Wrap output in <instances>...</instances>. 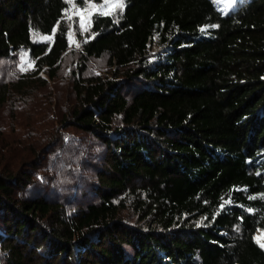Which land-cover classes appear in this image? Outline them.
<instances>
[{
	"label": "trees",
	"instance_id": "1",
	"mask_svg": "<svg viewBox=\"0 0 264 264\" xmlns=\"http://www.w3.org/2000/svg\"><path fill=\"white\" fill-rule=\"evenodd\" d=\"M65 8L0 0V57L26 49L34 61L16 87L56 75ZM90 33L66 117L104 146L96 200L17 196L32 173L0 170V264H264V0L226 15L211 0H126L94 14ZM155 37L167 49L149 60ZM104 55L114 78L85 75Z\"/></svg>",
	"mask_w": 264,
	"mask_h": 264
},
{
	"label": "rangeland",
	"instance_id": "2",
	"mask_svg": "<svg viewBox=\"0 0 264 264\" xmlns=\"http://www.w3.org/2000/svg\"><path fill=\"white\" fill-rule=\"evenodd\" d=\"M239 2L241 0H235L229 8ZM96 3L99 4L100 0H96ZM214 6L221 13L225 12L224 8ZM79 7L87 6L81 5L80 0H76L75 7L66 3L65 9L68 11L64 9L63 20L67 27L69 47L61 58L55 76L41 73L45 78L44 84L38 82L37 86L32 84L24 88L13 85L19 75L31 70L33 60L28 50L20 49L11 57H0V84H9L5 100L0 104V170L18 176L25 170L32 173V177L23 179V187H16L17 196L43 194L47 198L69 201L72 209L77 204L96 200L89 186L96 181L95 170L99 168L104 156L101 141L92 133L71 124L70 118L66 117L76 100L72 76L81 62V42L92 36L91 22L88 23L89 12L92 16L97 12L95 7H90L89 12H78ZM113 7L105 5L104 10L113 16L123 10L116 8L113 11ZM82 17L88 31L81 28ZM46 37L52 38V34H40L35 30L32 32L34 40H51ZM166 49L155 37L150 45L149 60H154L152 55L164 53ZM85 65V75L99 73L114 78L112 71L116 66L109 65L107 55L90 57ZM121 214L134 222L137 219L130 205ZM201 221L198 219V223ZM257 230L261 235V230Z\"/></svg>",
	"mask_w": 264,
	"mask_h": 264
},
{
	"label": "snow or ice",
	"instance_id": "3",
	"mask_svg": "<svg viewBox=\"0 0 264 264\" xmlns=\"http://www.w3.org/2000/svg\"><path fill=\"white\" fill-rule=\"evenodd\" d=\"M66 3L72 4L74 7L76 6V0H65ZM235 0H229V3H234ZM81 5L87 6V7H79L78 12H89L90 7H95L97 9V12L95 13L96 16L100 15H111L112 13L106 12L104 10L105 5H114L113 11L116 10V8L123 9L125 0H100V3L97 4L96 0H80ZM65 11H68V9H65ZM92 13L89 12V21L91 22ZM81 28L83 31H88V28L85 26V21L83 17L81 18ZM53 31H56L54 28ZM51 37H46L45 39H50ZM77 47L79 45L77 44ZM26 55V53H25ZM34 63V61H33ZM255 197H250V199H254ZM251 211V210H249ZM255 242L264 249V240H262L260 237H254Z\"/></svg>",
	"mask_w": 264,
	"mask_h": 264
},
{
	"label": "bare ground",
	"instance_id": "4",
	"mask_svg": "<svg viewBox=\"0 0 264 264\" xmlns=\"http://www.w3.org/2000/svg\"><path fill=\"white\" fill-rule=\"evenodd\" d=\"M212 3H214L215 5L224 8V11H227L229 9V6L231 5V3H229V0H212ZM261 233V237L264 239V232L260 231Z\"/></svg>",
	"mask_w": 264,
	"mask_h": 264
},
{
	"label": "water",
	"instance_id": "5",
	"mask_svg": "<svg viewBox=\"0 0 264 264\" xmlns=\"http://www.w3.org/2000/svg\"><path fill=\"white\" fill-rule=\"evenodd\" d=\"M257 229H258V228H257ZM257 229H256V230H257ZM259 229H260L261 231L264 232V229H263V228H259ZM254 234H255V232H254ZM253 237H254V235H253ZM263 250H264V249H263Z\"/></svg>",
	"mask_w": 264,
	"mask_h": 264
}]
</instances>
